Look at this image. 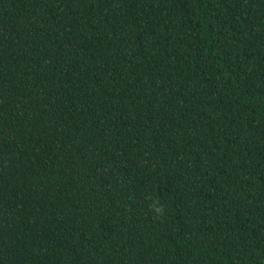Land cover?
Returning <instances> with one entry per match:
<instances>
[{
  "label": "trees",
  "instance_id": "trees-1",
  "mask_svg": "<svg viewBox=\"0 0 264 264\" xmlns=\"http://www.w3.org/2000/svg\"><path fill=\"white\" fill-rule=\"evenodd\" d=\"M0 264H264V0H0Z\"/></svg>",
  "mask_w": 264,
  "mask_h": 264
},
{
  "label": "clouds",
  "instance_id": "clouds-1",
  "mask_svg": "<svg viewBox=\"0 0 264 264\" xmlns=\"http://www.w3.org/2000/svg\"><path fill=\"white\" fill-rule=\"evenodd\" d=\"M149 209L154 215L161 216L165 211V206L159 200H153Z\"/></svg>",
  "mask_w": 264,
  "mask_h": 264
}]
</instances>
